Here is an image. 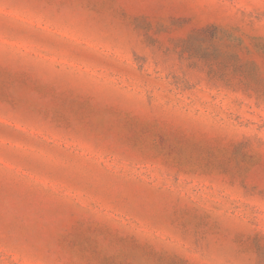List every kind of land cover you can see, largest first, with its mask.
Segmentation results:
<instances>
[{"label": "rangeland", "instance_id": "1", "mask_svg": "<svg viewBox=\"0 0 264 264\" xmlns=\"http://www.w3.org/2000/svg\"><path fill=\"white\" fill-rule=\"evenodd\" d=\"M0 264H264V0H0Z\"/></svg>", "mask_w": 264, "mask_h": 264}]
</instances>
